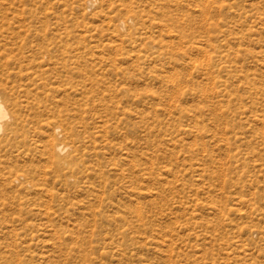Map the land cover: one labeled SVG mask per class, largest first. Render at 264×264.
Returning a JSON list of instances; mask_svg holds the SVG:
<instances>
[{"label": "rangeland", "instance_id": "374dc122", "mask_svg": "<svg viewBox=\"0 0 264 264\" xmlns=\"http://www.w3.org/2000/svg\"><path fill=\"white\" fill-rule=\"evenodd\" d=\"M0 102V264H264V0H0Z\"/></svg>", "mask_w": 264, "mask_h": 264}, {"label": "bare ground", "instance_id": "6f19581e", "mask_svg": "<svg viewBox=\"0 0 264 264\" xmlns=\"http://www.w3.org/2000/svg\"><path fill=\"white\" fill-rule=\"evenodd\" d=\"M7 117H8L7 111L0 102V130L2 129V125H1L2 121L6 119ZM59 150L61 151L62 149L60 148Z\"/></svg>", "mask_w": 264, "mask_h": 264}]
</instances>
